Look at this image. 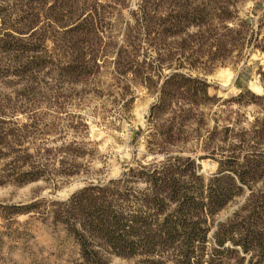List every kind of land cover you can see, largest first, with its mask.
<instances>
[{
	"label": "rangeland",
	"instance_id": "rangeland-1",
	"mask_svg": "<svg viewBox=\"0 0 264 264\" xmlns=\"http://www.w3.org/2000/svg\"><path fill=\"white\" fill-rule=\"evenodd\" d=\"M6 32L22 39L20 48L0 47V125L17 130L12 142L86 153L76 158L77 174L0 184L1 202L63 199L88 180L167 155L191 156L205 180L219 170L235 174L220 164L227 158L233 168L257 159L246 176L255 179V193L264 190V0H0V37ZM41 36L43 44L21 48ZM78 48L86 60L98 48L95 63L78 66ZM178 70L195 76L189 84L204 80L207 95L183 86L152 110L162 82ZM248 191L217 210L215 222ZM172 251L108 254V264H175ZM243 253L232 251L226 264H246ZM0 264L83 263L51 217L20 213L0 218Z\"/></svg>",
	"mask_w": 264,
	"mask_h": 264
},
{
	"label": "trees",
	"instance_id": "trees-1",
	"mask_svg": "<svg viewBox=\"0 0 264 264\" xmlns=\"http://www.w3.org/2000/svg\"><path fill=\"white\" fill-rule=\"evenodd\" d=\"M145 13L143 6L142 14ZM193 15L194 23L200 24L198 11ZM90 24L94 26L95 22L91 20ZM20 39L6 32L0 37V47L20 48L16 43ZM44 40L43 36L37 37L21 48L34 49ZM77 50L80 53L73 61L78 66L95 63L98 48L92 49L87 60L85 50ZM174 77L178 80L171 83ZM195 80V76L183 71L171 73L162 82L159 101L152 104V110L164 105L170 91L183 86L192 93L207 95L206 82L198 79L197 85L189 84ZM16 131L0 125V158H5L0 167V184H23L39 178L50 182L57 175L69 176L82 169V162L76 159L86 153L82 146L31 148L12 142L18 141ZM60 151L73 158L58 157ZM230 159L220 164L228 163L227 169L235 174L221 175L219 170L208 180L196 172L198 164L191 156L167 155L159 163L128 165L116 177L88 180L63 199L0 201V218L20 213H38L45 220L51 217V222L61 225L70 237L83 264H108V254L150 255L170 247L175 264H226L232 251L244 252L242 259L248 254L246 264H264V190L255 193V179L246 176L255 169L249 162L257 159L246 158L242 168H233L232 162H227ZM139 180L144 186L137 189L133 184ZM246 187L249 191L243 203L227 219L215 222L217 210ZM45 202L52 206L47 208Z\"/></svg>",
	"mask_w": 264,
	"mask_h": 264
}]
</instances>
